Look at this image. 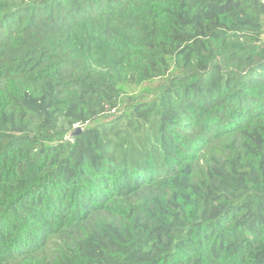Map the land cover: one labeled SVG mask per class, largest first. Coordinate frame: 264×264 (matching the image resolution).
I'll list each match as a JSON object with an SVG mask.
<instances>
[{
    "label": "trees",
    "instance_id": "obj_1",
    "mask_svg": "<svg viewBox=\"0 0 264 264\" xmlns=\"http://www.w3.org/2000/svg\"><path fill=\"white\" fill-rule=\"evenodd\" d=\"M0 264H264V1L0 0Z\"/></svg>",
    "mask_w": 264,
    "mask_h": 264
},
{
    "label": "rangeland",
    "instance_id": "obj_2",
    "mask_svg": "<svg viewBox=\"0 0 264 264\" xmlns=\"http://www.w3.org/2000/svg\"><path fill=\"white\" fill-rule=\"evenodd\" d=\"M148 88H149V85L144 86V87H141V88H137V89L134 90V93H135V94H136V93H141V92H143L144 90H146V89H148Z\"/></svg>",
    "mask_w": 264,
    "mask_h": 264
},
{
    "label": "water",
    "instance_id": "obj_3",
    "mask_svg": "<svg viewBox=\"0 0 264 264\" xmlns=\"http://www.w3.org/2000/svg\"><path fill=\"white\" fill-rule=\"evenodd\" d=\"M80 131H81V129H80V128H78V129L76 130V132H75V135H76V134H79V133H80Z\"/></svg>",
    "mask_w": 264,
    "mask_h": 264
},
{
    "label": "built area",
    "instance_id": "obj_4",
    "mask_svg": "<svg viewBox=\"0 0 264 264\" xmlns=\"http://www.w3.org/2000/svg\"><path fill=\"white\" fill-rule=\"evenodd\" d=\"M264 1V0H263Z\"/></svg>",
    "mask_w": 264,
    "mask_h": 264
}]
</instances>
